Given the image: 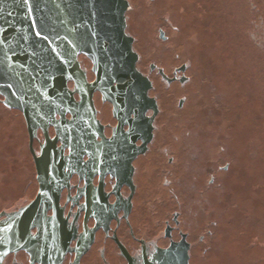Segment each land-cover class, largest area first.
Masks as SVG:
<instances>
[{
  "label": "flooded vegetation",
  "instance_id": "obj_1",
  "mask_svg": "<svg viewBox=\"0 0 264 264\" xmlns=\"http://www.w3.org/2000/svg\"><path fill=\"white\" fill-rule=\"evenodd\" d=\"M148 2L144 6L146 15L136 12L130 19L129 3L126 33L133 38V50L138 54L137 69L151 81L148 95L157 104L154 116L151 109L145 113L147 120L153 116L150 135L132 129L136 120L133 113L122 119L116 117L112 103L98 91L92 100L102 127L101 131L98 128L92 132L95 144L91 146L81 145L79 137L71 145L62 132L57 134L49 125L48 137L40 128L36 130L31 149L24 120L28 135V200L17 208L0 209V213L14 212L32 202L40 191L39 177L48 199L39 204L30 228L35 246L8 253L1 264H129L118 244L134 264H143V256L152 261L157 251L178 244L186 250L190 264L195 246L193 235L205 229L213 245L215 229L224 227L218 220L223 210L214 207L215 203L224 204V199L219 198L223 185L212 186L215 180L223 183L236 175H225L229 163L219 166L207 157L201 140H209L210 130L199 129L196 121L182 127L179 136L183 142L171 157H166L157 142L159 92L172 85H186V97L198 95L189 83L198 80L199 68L196 52L185 47L177 32V17L181 18L184 8L169 6L166 0ZM77 58L87 81H93L90 60L83 54ZM67 85L70 90L75 89L72 81ZM73 97L75 101L80 99L77 92ZM183 100L179 99V107ZM0 105L18 111L6 107L1 96ZM64 117L70 120L71 114L67 112ZM209 117L204 116L206 120ZM56 118L60 116L56 114ZM104 140L107 144H102ZM70 157H74L73 162ZM35 158L39 160L40 176ZM209 170H214L215 175L208 179ZM161 181L166 185L163 190L177 201L176 206L167 207L162 217V205L153 199L151 185ZM0 187V197L10 194L5 190L11 183ZM214 198L216 202L212 201ZM4 219L5 214L0 217ZM203 238L200 235L199 241ZM203 253L208 254L209 249Z\"/></svg>",
  "mask_w": 264,
  "mask_h": 264
},
{
  "label": "rangeland",
  "instance_id": "obj_2",
  "mask_svg": "<svg viewBox=\"0 0 264 264\" xmlns=\"http://www.w3.org/2000/svg\"><path fill=\"white\" fill-rule=\"evenodd\" d=\"M148 1L129 0L131 16L146 15ZM166 1L184 8L177 17V32L185 47L196 52L199 76L189 84L198 95L186 97V85L160 89L157 142L166 157L173 156L183 142L179 130L196 121L199 129L210 130L209 140H201L209 160L219 166L229 163L224 174L236 175L223 183L214 181L212 187L223 185L219 198L224 204L212 201L218 211L223 210L218 220L225 225L215 229L213 245L205 229L193 235L190 264H264V0ZM2 183L11 187L5 190L10 193L7 197H0V209L28 199L25 123L0 107ZM154 185L159 188L155 192L162 217L177 201L163 190V181Z\"/></svg>",
  "mask_w": 264,
  "mask_h": 264
},
{
  "label": "water",
  "instance_id": "obj_3",
  "mask_svg": "<svg viewBox=\"0 0 264 264\" xmlns=\"http://www.w3.org/2000/svg\"><path fill=\"white\" fill-rule=\"evenodd\" d=\"M129 8L127 0H0V96L6 107L21 113L0 107L25 120L31 149L36 130L40 128L47 136L49 125L57 134L62 132L71 145L76 137L81 145L95 144L92 132L102 127L95 116V91L112 103L116 117L133 113L136 120L132 129L150 135L158 109L148 95L151 81L136 67L133 38L126 33ZM127 16L130 19V10ZM79 54L92 64L91 82L80 67ZM68 81L73 82V91ZM75 92L79 101L73 97ZM149 109L153 116L147 120ZM67 112L70 120L64 117ZM35 162L40 176L39 160L35 158ZM39 182L40 191L32 202L14 212L0 213V217L5 214L0 220V264L8 253L35 246L30 228L39 204L48 199L41 177ZM151 185L157 202L155 185ZM27 200L5 209L17 208ZM118 245L129 264H134ZM143 258V264L188 261L186 250L178 244L157 251L152 261Z\"/></svg>",
  "mask_w": 264,
  "mask_h": 264
}]
</instances>
